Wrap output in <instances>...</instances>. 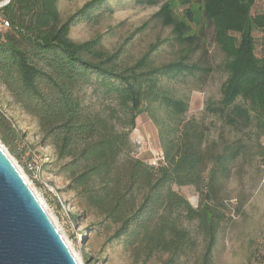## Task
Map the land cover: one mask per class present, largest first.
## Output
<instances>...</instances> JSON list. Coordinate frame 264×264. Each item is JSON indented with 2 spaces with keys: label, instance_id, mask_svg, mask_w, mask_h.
<instances>
[{
  "label": "trees",
  "instance_id": "trees-1",
  "mask_svg": "<svg viewBox=\"0 0 264 264\" xmlns=\"http://www.w3.org/2000/svg\"><path fill=\"white\" fill-rule=\"evenodd\" d=\"M200 1L203 25L212 28L227 73L220 99L208 102L206 111L253 140L264 163V0ZM58 2L10 0L2 9L9 28L0 34V84L36 120L42 143L54 150L57 174L84 216L100 219L109 243L131 264H185L191 256L194 264H213L227 220L224 183L244 146L221 140L217 151L202 123L184 120L188 97L166 87L186 78L204 85L211 68L192 60L203 46V28L193 33L189 8L179 18L165 3L151 20L170 28L172 38L156 40L128 60L123 47L149 22L109 52L101 34L84 42L69 38L76 23H98L111 12L107 0H89L64 20ZM256 32L263 33L259 56ZM169 42L183 47L181 55L158 64L156 53ZM88 91L99 106L90 103ZM141 114L157 131L162 156L156 166L132 154L130 134ZM0 140L15 158L19 144H26L1 111ZM182 187L198 191L195 208L178 191ZM252 260L261 264L264 254Z\"/></svg>",
  "mask_w": 264,
  "mask_h": 264
},
{
  "label": "rangeland",
  "instance_id": "rangeland-1",
  "mask_svg": "<svg viewBox=\"0 0 264 264\" xmlns=\"http://www.w3.org/2000/svg\"><path fill=\"white\" fill-rule=\"evenodd\" d=\"M89 0H59L57 7L64 20ZM107 0L111 12H106L98 23L79 22L71 27L69 38L75 42H84L101 34V45L109 52L116 50L132 32L143 23L149 22L147 28L134 35L123 47L124 57L135 60L146 52L149 45L156 40L172 38L171 29L163 28L151 17L159 8L170 4L179 18H184V10L189 8L193 22V33L202 31L203 46L192 56V60L211 68L204 85L191 78L167 82L166 87L177 96L188 97V111L184 120H195L206 128L209 144L219 145L241 142L244 146L243 155L232 165L229 178L224 183L223 196L227 204V220L219 233L217 251L214 254L215 264H255L254 254H264V163L255 154L256 143L249 141L243 133H234L206 111L208 102H217L221 97V88L226 80L224 56L220 53L212 39V28L203 25L202 4L200 0ZM151 20V21H150ZM263 33L256 32V55L261 52L260 42ZM183 47L169 42L159 47L156 62L165 63L177 59ZM90 103L100 102L88 91ZM0 111L10 120L12 128L22 135L29 147L37 156H47L48 161L42 164V183L46 182L53 189H43L41 184L29 181L30 188L38 197L43 208L54 220L55 227L65 244L74 252L81 264H131L127 254L117 246L109 243V233L100 228L99 218L84 216L74 195L66 191V179L57 174L53 165L54 150L42 143V135L34 118L27 115L11 98L0 84ZM133 156L154 165L161 158L157 131L146 114L136 119V127L130 134ZM259 143L264 146V137ZM5 153L22 168L9 147L0 140ZM160 162V161H159ZM157 162V164H159ZM156 166V165H154ZM175 189V187H174ZM178 191L195 208L199 193L193 187H182ZM75 218V220H74ZM185 264H194V258L188 257Z\"/></svg>",
  "mask_w": 264,
  "mask_h": 264
},
{
  "label": "water",
  "instance_id": "water-1",
  "mask_svg": "<svg viewBox=\"0 0 264 264\" xmlns=\"http://www.w3.org/2000/svg\"><path fill=\"white\" fill-rule=\"evenodd\" d=\"M0 264H77L2 146Z\"/></svg>",
  "mask_w": 264,
  "mask_h": 264
},
{
  "label": "built area",
  "instance_id": "built-area-1",
  "mask_svg": "<svg viewBox=\"0 0 264 264\" xmlns=\"http://www.w3.org/2000/svg\"><path fill=\"white\" fill-rule=\"evenodd\" d=\"M8 0H0V34L5 32L9 28V23L5 16L3 15L2 9L7 5ZM19 150H22L19 157L17 158V162L21 164L22 172L26 173L28 178L32 182H37L41 184L43 189H48L53 191L51 186L46 182L42 183V164L48 161L47 156H37L36 152H34L29 144H19ZM158 161L154 162V165L157 164ZM264 264V261L261 263Z\"/></svg>",
  "mask_w": 264,
  "mask_h": 264
},
{
  "label": "bare ground",
  "instance_id": "bare-ground-1",
  "mask_svg": "<svg viewBox=\"0 0 264 264\" xmlns=\"http://www.w3.org/2000/svg\"><path fill=\"white\" fill-rule=\"evenodd\" d=\"M3 149V148H2ZM4 150V149H3ZM5 152V151H4ZM9 157V156H8ZM9 159L11 160V162L14 164V166L16 167V169L18 170V172L21 174V176L24 178V180L26 181V183H27V185L29 186V188H30V183H29V181L26 179V177H25V175L23 174V172H22V170H21V168L18 166V165H16V163L9 157ZM30 190L32 191V189L30 188ZM32 193H33V191H32ZM34 194V193H33ZM35 197H36V195H34ZM36 199L38 200V202L40 203V205L42 206V204H41V202H40V200L38 199V197H36ZM42 208H43V206H42ZM44 209V208H43ZM44 211H45V209H44ZM46 212V214H47V216L49 217V219L51 220V222L53 223V225H54V227L56 226L55 225V223H54V220L51 218V216L47 213V211H45ZM56 228V227H55ZM58 231V230H57ZM61 236V235H60ZM64 241V240H63ZM65 243V242H64ZM67 246V245H66ZM67 248H68V246H67ZM69 249V251H70V253L72 254V256H73V258H74V260L76 261V263L77 264H81V262H80V260L76 257V255L74 254V252L72 251V250H70V248H68Z\"/></svg>",
  "mask_w": 264,
  "mask_h": 264
},
{
  "label": "crops",
  "instance_id": "crops-1",
  "mask_svg": "<svg viewBox=\"0 0 264 264\" xmlns=\"http://www.w3.org/2000/svg\"><path fill=\"white\" fill-rule=\"evenodd\" d=\"M216 251H217V247H216V249H215L214 253H216ZM213 264H215V261H214V260H213Z\"/></svg>",
  "mask_w": 264,
  "mask_h": 264
}]
</instances>
